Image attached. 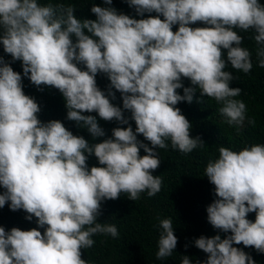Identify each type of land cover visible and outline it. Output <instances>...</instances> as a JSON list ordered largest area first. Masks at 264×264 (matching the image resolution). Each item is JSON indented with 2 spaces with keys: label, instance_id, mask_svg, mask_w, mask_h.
Segmentation results:
<instances>
[{
  "label": "clouds",
  "instance_id": "obj_1",
  "mask_svg": "<svg viewBox=\"0 0 264 264\" xmlns=\"http://www.w3.org/2000/svg\"><path fill=\"white\" fill-rule=\"evenodd\" d=\"M105 3L109 6L91 7L96 19L81 20L71 5L0 0V43L13 61L22 62L23 77L40 90L42 85L58 89L67 119L86 127L93 138L105 132L96 116L84 112L128 125L114 128L111 138L89 143L58 119L42 122L39 104L23 90L21 73L0 56V186L5 189L0 208L10 202L12 211L24 210L26 219L34 216L38 225L10 231L0 226V264H90L81 249L93 246L95 234L119 236L116 225L97 222L102 201L121 193L135 201L145 191L149 197L160 192L162 177L152 173L161 162L157 149L167 148L166 141L183 153L204 146L191 137L192 125L176 107L191 103L197 88L223 105L219 111L230 126L244 125L246 104L234 99L242 90L229 86L236 78L225 70L222 49L232 68L251 71V53L234 29H254L256 43L264 45L259 0H127L140 16L158 14L141 19L118 13L112 0ZM196 22L207 26L190 27ZM257 57L264 68V48ZM98 73L110 81L107 95L97 86ZM182 78L195 87H184ZM113 88L121 93L123 109L109 99H115ZM123 110L131 112L135 131ZM92 154L100 166L89 168ZM205 176L218 197L207 206V220L231 235L195 239L208 254L197 264H256L233 245L264 253V144L239 151L221 146ZM250 212L256 213L254 222L247 218ZM160 228L158 260L171 256L178 242L171 218L162 219ZM181 264L192 261L185 255Z\"/></svg>",
  "mask_w": 264,
  "mask_h": 264
},
{
  "label": "trees",
  "instance_id": "obj_2",
  "mask_svg": "<svg viewBox=\"0 0 264 264\" xmlns=\"http://www.w3.org/2000/svg\"><path fill=\"white\" fill-rule=\"evenodd\" d=\"M37 2L45 5L50 3L54 6L71 5L75 7L74 15L81 20L96 19L95 14L91 12L93 4L101 7L109 6L105 0H37ZM259 3L264 5V0H259ZM111 7H114L118 13H124L135 19L158 15L152 12L140 16L134 7L129 6L127 0H112ZM160 18L163 19L162 14ZM178 26V24L174 25L173 31H176ZM205 26L207 25L203 22L190 24L193 28ZM234 30L243 37L242 46L250 51L253 64L248 73L236 70L227 60V49H222L226 63L225 70L230 71L236 78L230 82L229 86L239 87L242 90L241 94L234 99L242 100L246 104L244 125L239 128L236 125L230 126L227 118L219 111L223 105L213 98L201 95L198 88L193 93L191 103L179 102L176 107L180 108L192 125L191 137H199L204 142V146L194 149L191 153H183L173 149L171 141L168 140L167 148L157 149L161 162L152 174L162 177L160 192L149 197L145 191L135 201L130 200L127 193H121L115 200L102 201L101 214L97 217V222L116 225L119 236L113 238L111 235L95 234L92 237L93 246L81 249L82 259L89 261L90 264H181L182 257L186 255L192 264H197V261H206L208 254L195 246V239L202 235L211 237L219 234L222 239L231 235V232L225 233L214 229L207 220V206L218 197L215 196V186L205 176L206 166L210 160L214 161L219 157L221 146L239 151L255 143L264 144V68L259 66L257 57V51L264 48V45L256 43L254 29H249L247 32L240 29ZM85 32L89 34L87 30ZM72 39L75 42V36ZM0 56H3L14 71L20 72L23 77L22 62L13 61L10 54L4 52L2 43H0ZM78 67L85 69L82 64H78ZM96 81L97 86L107 95L110 81L106 74L98 73ZM22 82L25 94L34 97L39 104L41 111L37 115L42 122L58 119L74 135L83 136L89 143L102 142L113 136L114 128L128 126L120 124L115 119L105 121L96 112H84L82 113L84 115L96 116L99 126L105 132L104 136L93 138L86 127L67 119L65 101L58 89L42 85L40 90L27 77H23ZM182 84L184 87H195L187 78H182ZM112 91L115 93V99L110 96V101L123 109L121 93L114 88ZM177 92L184 94L183 88L177 89ZM123 115L129 118V124L135 131L136 124L131 119V112L123 110ZM249 120H254V124L249 123ZM137 139L152 147L142 134H137ZM145 154L141 148L140 155ZM87 164L89 168L100 166L94 154L89 156ZM4 191L5 189L0 186V193ZM9 203L0 208V226H3L6 231H10L12 227L22 230L38 227L34 216L31 221L27 220L28 214L24 210L12 211L8 206ZM166 218L172 219L174 235L178 242L171 256L158 260L156 252L162 231L160 221ZM247 218L254 222L256 213H248ZM40 231L43 233L44 229L40 228ZM185 244L188 245L187 248ZM233 246L242 248L251 255L256 264H264V253L257 252L253 247H244L242 243Z\"/></svg>",
  "mask_w": 264,
  "mask_h": 264
}]
</instances>
